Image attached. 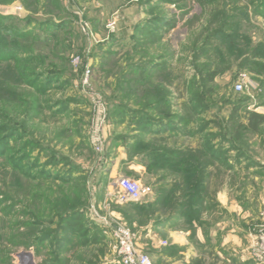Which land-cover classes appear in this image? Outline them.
I'll return each mask as SVG.
<instances>
[{
  "label": "rangeland",
  "instance_id": "rangeland-1",
  "mask_svg": "<svg viewBox=\"0 0 264 264\" xmlns=\"http://www.w3.org/2000/svg\"><path fill=\"white\" fill-rule=\"evenodd\" d=\"M119 223L264 264V0H0V264H122Z\"/></svg>",
  "mask_w": 264,
  "mask_h": 264
},
{
  "label": "built area",
  "instance_id": "built-area-1",
  "mask_svg": "<svg viewBox=\"0 0 264 264\" xmlns=\"http://www.w3.org/2000/svg\"><path fill=\"white\" fill-rule=\"evenodd\" d=\"M238 87L242 88L243 85L239 84ZM118 184L127 196L136 201L144 200L151 192L150 187L143 185L140 180L129 177H120ZM115 228L122 264H153L151 257L137 247L135 235L130 228L121 223Z\"/></svg>",
  "mask_w": 264,
  "mask_h": 264
},
{
  "label": "crops",
  "instance_id": "crops-1",
  "mask_svg": "<svg viewBox=\"0 0 264 264\" xmlns=\"http://www.w3.org/2000/svg\"><path fill=\"white\" fill-rule=\"evenodd\" d=\"M169 238L172 244L185 245L190 242L186 234L183 232L181 233V231H171ZM193 255H195V252H193V246L190 244L184 252V260L188 262Z\"/></svg>",
  "mask_w": 264,
  "mask_h": 264
}]
</instances>
